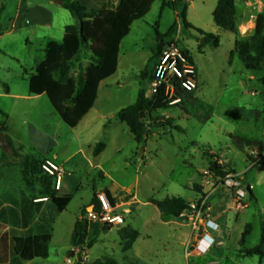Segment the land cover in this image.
Instances as JSON below:
<instances>
[{
	"label": "rangeland",
	"instance_id": "1",
	"mask_svg": "<svg viewBox=\"0 0 264 264\" xmlns=\"http://www.w3.org/2000/svg\"><path fill=\"white\" fill-rule=\"evenodd\" d=\"M175 1L155 0L147 16L134 24L130 35L123 42L118 73L111 80L115 83L114 93L107 97L105 90H101L96 112L91 115L95 122L89 135L95 138V152L100 145L106 148L101 162L107 177L102 178L99 170L90 171L86 165H79L77 161L81 159L78 158V171L69 172L80 179V184L73 198L61 206L63 212L54 224L53 231L49 230L52 236L49 257L23 262L17 256L12 264H80L78 260L83 255L87 258L83 264H97L99 261L107 262L106 264H132L131 260L123 261L125 254H121V248L117 244L120 242V235L116 229L101 230L98 238L85 245L83 250H72L73 226L80 216L86 217L85 207L92 201L95 191L107 188L120 199L119 202H127L131 198L128 194H135V204L139 208H132L131 214L125 212L130 207L119 208L117 212L123 215L125 223L128 219L127 226L144 230L143 221L151 210L144 203L152 198L161 201L169 197H183L190 203H196L201 198L196 186H200L205 193H213L212 196L215 197L224 195L228 188L221 185L222 178L211 171L213 162L225 170L232 169L237 174L242 172L240 184L246 193L245 198L241 201L235 191L231 192L238 211L229 213L226 234H222V241L210 254L202 258L191 254L187 258L182 249L178 255L179 261H173V255L168 254L163 257V264H264L258 257L241 255L244 249L258 246L264 235V157L259 154L255 157L251 154L255 149L248 146H244V153L235 141L245 138L243 133L250 130L247 134L259 136L258 128L264 124V69L258 72L248 71L238 56L231 57L237 37L216 26L213 12L218 6V0H184L178 4ZM256 1L237 0L236 4L239 11L242 7L249 10L252 9L250 5ZM0 3V127L7 129L12 144L13 135L21 142H16L15 146L23 154L31 152L25 132L28 124L41 131H48L51 125L61 142L72 131L83 135L84 128L73 130L61 120L47 96L37 99L29 93L28 80L44 58V47L42 32L34 31L27 18V11L32 5L49 4L43 0H23L21 5L19 0H0ZM164 3L166 6L163 7ZM170 3L173 5H168ZM185 5L188 7L187 21L190 28L184 27L180 16L181 8ZM17 16H20L19 20ZM241 18L239 16L242 36L245 29L241 27ZM72 21L73 24H78L75 18ZM25 22H28L26 26ZM173 27L175 33L172 38L192 58L197 71L198 89L192 96L193 100L154 113V117L160 122L169 119L173 127L178 126L181 131L171 127L161 128L157 124L159 126L151 129L146 141L137 143L128 126L120 122L117 116L113 117V114L119 109L134 105L141 90L145 89L148 93L151 81L150 78H142V74L147 72L150 75L159 63L156 56V31L166 35ZM199 31L219 36V47H214L211 41L207 42ZM169 39L170 37L167 40ZM92 62L91 46L83 48L80 61L73 66L71 76L76 78L79 66L87 69ZM251 77L255 80H250ZM7 89L12 95L30 98L11 97L6 94ZM147 121H150L149 116ZM57 122L64 127L65 133L58 129ZM36 138L38 137L34 134L35 147L40 145ZM36 158L41 160L44 155ZM70 166L72 164L65 165L66 170H70ZM188 180L191 182H187ZM0 183V215L4 213L5 216V211L25 208L23 199H20L21 189L14 175L8 181L3 177ZM249 186L254 199L248 191ZM215 197L211 200L214 212L217 211L218 202ZM89 210L92 211V207ZM189 215L194 217L193 223L200 224L201 220L209 218L211 211L200 216L193 213ZM10 224L13 226V234H16L17 223L11 221ZM29 224L30 234H37V226H32V221ZM38 225L42 224L38 222ZM104 229L109 230L110 227ZM94 230L93 226L90 238H94ZM246 232L250 234L242 243ZM194 234L196 236L199 231L194 230ZM159 240L160 236L151 241H142V248L159 251L162 247ZM172 249L177 255L176 246H172Z\"/></svg>",
	"mask_w": 264,
	"mask_h": 264
},
{
	"label": "trees",
	"instance_id": "2",
	"mask_svg": "<svg viewBox=\"0 0 264 264\" xmlns=\"http://www.w3.org/2000/svg\"><path fill=\"white\" fill-rule=\"evenodd\" d=\"M61 2L63 8L69 11L78 21V24L66 27L65 36L61 43L52 42L47 46L44 61L37 65L34 73L29 77V93L31 96L46 95L63 122L69 128L75 129L93 108L100 84L116 73L121 42L129 35L133 24L147 16L155 0H119L116 9L99 11L89 10L80 2L74 0H61ZM175 2L177 4L182 3L177 0ZM168 5L172 6L173 4ZM164 6H166V3H164ZM187 13L188 7L185 5L181 8L180 16L184 27L190 28ZM213 19L220 30L231 32L237 37L231 57L238 56L243 61L244 68L248 71H262L264 69V11L258 16L254 31L246 37H242L240 34L239 8L235 0H218V6L213 12ZM199 32L206 37L207 42L211 41L214 47H219V36L207 34L203 31ZM174 33V27L166 35L156 31L158 42L156 56L158 58L162 55L165 47L174 41L172 38ZM169 37L170 39L167 40ZM89 46H91L93 62L87 69L79 66V73L76 78H73L71 76L73 66L80 61L83 48ZM182 51L193 63L189 53ZM142 78H150L152 82L154 72L150 75L144 72ZM194 92L179 89L177 96L181 100L180 103L193 100ZM146 94L147 90H141L135 104L123 109L118 115L121 122L128 126L137 143L146 141L151 134V129L157 124L161 128L171 127L181 131L180 127H173L172 121L169 119L162 123L154 117V113L172 107L170 106V100H166L161 93L153 103L146 98ZM142 112L146 116L143 119L141 118ZM147 116L150 117V123L147 121ZM0 133L5 134V140L13 150L14 156L17 157L18 152L7 135V129L0 127ZM235 141L241 150H244V146L256 147L260 155L264 153L263 141L252 140L248 137L235 139ZM101 147L103 148L104 145H100ZM44 162L45 160H36L31 156L25 157L22 161V174L27 187L31 188L35 184H40L44 188L43 194L46 196L47 204L40 216V222L47 229L52 230L63 210L61 206L68 203L66 201L60 204V199L72 196L80 184V179L72 174H65L60 190H55V187L52 189L54 179L44 174L41 167ZM211 166L213 167L211 171L220 178L237 174L232 169L225 170L215 162ZM196 188L201 195L196 204L200 205L207 195L203 193L200 186H196ZM250 195L254 199L252 189ZM153 203L163 214L174 218L193 212L192 204L182 197L166 198L163 201H153ZM93 205L95 210H98L97 199L93 201ZM85 212L87 211L85 210ZM88 229V221L81 220L76 223L72 234V246L74 248L83 250L88 237ZM124 234L127 238L123 239V248L125 252H128L138 237V233L126 229ZM249 234V232H246L242 243ZM50 242V235L17 238L15 239L14 251L23 262H29L32 259H47L49 257ZM241 255L243 257H258L260 261L264 262V235L258 246L244 249ZM9 260V233L7 226L0 223V264H7Z\"/></svg>",
	"mask_w": 264,
	"mask_h": 264
},
{
	"label": "crops",
	"instance_id": "3",
	"mask_svg": "<svg viewBox=\"0 0 264 264\" xmlns=\"http://www.w3.org/2000/svg\"><path fill=\"white\" fill-rule=\"evenodd\" d=\"M74 1L80 2L84 7H86L89 10H97V11L109 10V9L114 10L117 8L118 3H119V0H74ZM43 2H46L49 5H38V6L32 5V6H29L28 11H27V18L32 24L34 31L36 33L42 32L41 40H42V45L44 47L43 48L44 58L41 62H43L45 59V53H46L47 46L52 42L61 43L65 36L66 27L71 26V25H76V24H73V21H72L74 17L69 13V11L63 8L62 2L61 4L56 3V0H43ZM22 3H23V0H19V5H21ZM1 5L2 4L0 3V7ZM251 10L252 9L248 10L245 7L244 8L242 7L241 11H239V16L240 17L242 16L241 27L245 29V31H243L242 37L249 36L256 27V23L249 21ZM17 18L19 20L20 16H17ZM27 24L28 22L24 23L25 26ZM132 28H131V31H132ZM124 40L121 42V45H120V50H119V55H118V67H117L116 73L111 78L107 79L106 81L100 84L99 89H98L97 100L95 101L93 108L82 119V121L79 123L77 128L73 129V130H77L80 127L84 128L85 131L83 135L81 134L82 136L77 134L76 131H72V133L69 134L70 136H68L67 139L61 142V140H59L57 131L55 132L54 130L52 131L51 125H49L50 128L48 131H41L38 127L32 124H28V127L27 129H25V132H26V137L28 139L31 152L30 154H23L22 152H20V149L16 148L15 143L18 142L21 144V142L15 139L13 135V145L16 151L18 152V156L15 157L13 150L11 149V147L5 140V134L0 133V181L3 180V177L6 178L7 181L10 177H12L13 179V175H14L15 179L17 180L18 187L21 189L20 199H23L24 205H25V208L23 209L21 208L19 210L13 209V211H5V216L3 215L4 213L0 215V223H3L4 225L7 226V230L9 233L10 260L7 264H12L13 261L17 260L16 259L17 255L15 254V251H14L15 239L32 238L38 235H41V236L50 235L49 229H47L40 222V216L43 210L45 209L47 202H40V203L34 202L35 200H38V199H45L46 196L43 194L44 188L40 184H35L31 188L27 187L26 183L24 182L23 174H22V161L25 157L31 156L37 160L36 156H40L42 154L44 155V158L43 159L40 158L41 161H44V160L54 161L56 164H58L62 168L64 175L72 174L71 172L75 173L76 171H78L79 169L78 164H79V165H86V167L90 171L99 170L102 174V178L107 177V173L105 172V169L103 168V164L101 162L102 161L101 158L103 157L106 151V148L101 147L98 149V152L96 153L93 150V147L96 144V142L94 141L95 138L90 137L89 131L93 129L92 126L95 122V118H92L91 115L93 114V112H96L95 111L96 104L99 100V95H100L101 90L103 89L105 90V93H107L105 95L107 97H110L114 93L113 85H115V83H113V81L111 80L115 78L119 70V62H120V56H121ZM250 80H255V79L254 77H251ZM28 83H29V80H28ZM116 85L121 87V85L118 83H116ZM6 94H8L11 97H15V98H30L29 96L12 95L10 90L8 89L6 90ZM45 96L46 95L32 96V97L37 98V99H42ZM123 109L124 108L119 109L117 112H115L113 114L114 115L113 117L117 116L119 119V116H118L119 112ZM103 117L105 118L106 116H103ZM119 121L121 122L120 119ZM60 124H61L60 122L56 123L58 129L61 132L65 133L64 127ZM248 124H250V122H248ZM258 129H260V131L258 132L259 136H255V137L251 136L247 134V133H250L251 130L246 132L245 129L243 131L246 133H243V134L245 135V137H248L252 140H258V141L264 142V124ZM34 134L37 135L38 137L36 138L37 141L38 140L40 141L38 142L40 145L36 147L33 146V135ZM252 148H254L255 151H253L251 154H254V156L256 157L257 156L256 154H259L258 149L256 147H252ZM56 149L59 151H56ZM213 150L217 152L216 149H213ZM241 151L245 153V150H241ZM260 156L264 157V153ZM78 158H80L81 160L77 161L78 164H76V160ZM70 164H72V166H70L69 168L70 170H66L65 165H70ZM193 169L194 171L196 170L195 168ZM241 173L242 172L238 174H241ZM187 182H191V181L188 180ZM15 185L16 184H13V186ZM10 187L11 186H9V188ZM54 187H55L54 181H52V189H54ZM99 193H106L109 196L112 204L117 209L124 208V207H130L131 209H127L125 211L127 214H131L132 208H134L135 206H136V209L139 208L135 204L136 203L135 194L132 196H131V193L128 194L130 195L131 198L127 200V202H119L120 199L116 197L112 193V191L106 188L104 191H95L92 201L85 207V210L87 212L89 211L90 207H92V209L95 208L93 205V201L97 199V194ZM203 193L205 192L203 191ZM205 194L209 196V205L211 207V215L209 216L208 219L201 220V224H205L209 222L210 227L213 228V230H210L209 237L206 238L204 241H201L202 240L201 232H199V234H197L196 236L194 234V227H193L194 217L193 216L186 213V214H183L179 218H174L167 214H163L161 210L153 203V201H159V200L152 198L149 201L144 203L145 207L151 208L149 212L150 214L144 219L143 224H142V229L144 230H136L131 226H127L128 219H126V223H124L120 227L119 226L116 228L110 227L109 230L104 229V227L100 224L89 223L86 245L90 244V242H94L96 238H98L99 236L98 234L101 230L111 231V230L116 229L118 230L119 235H120V242L117 244L121 248V254L122 255L125 254L123 255L124 257L123 261L128 262L129 260H131L132 264H163L164 263L163 257L168 254L173 255L172 257L173 261H179L180 258L178 255H180L179 253L182 249H184L185 257L187 258L191 257V254L197 258H202L203 256L210 254L217 247L219 242L222 241V234L223 235L226 234V230H227L226 223H227V220L229 219L228 218L229 213L233 210L238 211L236 209V200L234 199L233 194L229 193L227 189L225 190L224 195H218V197L212 196L213 193L212 194L205 193ZM73 196L74 194L72 196L60 199V204L66 201L69 202L73 198ZM214 197L218 201L216 204L217 206L216 212H214V207L211 204L212 202L211 200ZM188 202L190 203V201ZM62 212L63 210L61 211L60 216L62 215ZM11 217H13V220L11 219ZM81 220H84L83 216H80L76 220L73 226V229H72V234L74 232L76 223ZM11 221L12 222L15 221L17 223V228L15 230L16 234H13V226L12 224H10ZM29 221H32V226H37V231H38L37 234H30L31 225L29 224ZM38 222L42 225H38ZM93 226L95 228L94 230L95 235H94V238H90V232H92L91 230H93ZM126 229H131V231H135L138 233V237L132 244L131 250L128 252H125L123 248V241H124L123 239L127 238L126 235L124 234ZM51 231H53V229ZM72 234H71V237H72ZM158 236H160L159 243L162 245L159 251L153 248L151 249L142 248V241H146V240L151 241L154 237L156 238ZM51 239H52V236H51ZM172 246H176V250L178 251V252L176 251V253H178L177 255L174 254ZM75 249L76 248L72 246V250H75ZM190 251L192 253H190ZM82 259H83V262L80 264H83L84 261L87 260V258L84 257V255ZM98 263L106 264L107 262L99 261Z\"/></svg>",
	"mask_w": 264,
	"mask_h": 264
},
{
	"label": "built area",
	"instance_id": "4",
	"mask_svg": "<svg viewBox=\"0 0 264 264\" xmlns=\"http://www.w3.org/2000/svg\"><path fill=\"white\" fill-rule=\"evenodd\" d=\"M250 6L252 10L249 21L256 23L258 16L264 10V0H258ZM179 89L189 92L197 90L198 77L194 65L184 55L182 49L178 46L177 41H173L165 47L159 58V63L156 65L154 71V79L149 85L146 98L154 103L156 98L162 93L166 100H170V106H176L181 102L180 98L177 96V91ZM41 167L46 176L54 179L55 190H60L64 178L62 168L51 160H45ZM240 177V174L228 175L227 177L220 179V183L226 188H238L236 193L239 195V200L242 201V199L245 198L246 193L241 188ZM208 199L209 196L207 195L200 205L193 203L191 205L193 212L191 213L200 216L211 211ZM46 201L47 199L45 198L35 200L34 202L40 203ZM97 201L98 210H95V208H93L92 211L89 210L86 217H84V220L88 221V223H98L103 227L111 228L121 226L125 223L123 215L118 214L117 208L112 204L106 193L97 194ZM239 206L241 207L242 204L240 203ZM193 226L194 230L201 232V241L208 238L210 230H213V228L210 227L209 222L205 224H198V222H195L193 223Z\"/></svg>",
	"mask_w": 264,
	"mask_h": 264
},
{
	"label": "water",
	"instance_id": "5",
	"mask_svg": "<svg viewBox=\"0 0 264 264\" xmlns=\"http://www.w3.org/2000/svg\"><path fill=\"white\" fill-rule=\"evenodd\" d=\"M177 1L182 2V1H184V0H177ZM56 3L61 4V1H60V0H56ZM144 117H145V113L142 112V113H141V118L143 119ZM150 122H151V121H149L148 123H150ZM157 126H159V125H157ZM209 161L211 162V159H210ZM227 190H228L229 193H231L232 191L237 192V191H238V188H234V189L228 188ZM248 191H249V192L251 191V187H248ZM82 262H83V259H82V256H80V258H79V263H82Z\"/></svg>",
	"mask_w": 264,
	"mask_h": 264
}]
</instances>
